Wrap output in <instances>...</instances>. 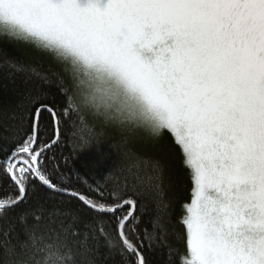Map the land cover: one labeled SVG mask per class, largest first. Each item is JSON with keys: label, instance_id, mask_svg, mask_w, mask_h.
<instances>
[{"label": "snow or ice", "instance_id": "6c2138e0", "mask_svg": "<svg viewBox=\"0 0 264 264\" xmlns=\"http://www.w3.org/2000/svg\"><path fill=\"white\" fill-rule=\"evenodd\" d=\"M0 40L51 55L68 77L53 74L64 103L34 98L27 128L0 146V219L16 212L24 224L19 250L3 233L0 264H94L88 242L98 238L122 264H151L154 247L167 248V264H264V0H0ZM88 116L140 131L153 148L172 136L190 183L182 248L168 243L165 159L129 154L130 178L84 181L85 191L49 155L66 125L89 144ZM111 159L98 153L91 169L111 172ZM41 189L77 207L32 206ZM145 197L151 231L141 227ZM53 216L58 227L42 231Z\"/></svg>", "mask_w": 264, "mask_h": 264}, {"label": "trees", "instance_id": "16d2710c", "mask_svg": "<svg viewBox=\"0 0 264 264\" xmlns=\"http://www.w3.org/2000/svg\"><path fill=\"white\" fill-rule=\"evenodd\" d=\"M9 53H11V57H9ZM7 61L18 62L28 71H12L8 67ZM53 74H57L62 80L68 79L61 66L51 55L23 43L0 40V146L11 147L13 133L18 128H27L30 114L36 106L34 98L46 99L49 103L55 102L58 105L64 103V96L56 86L57 76ZM88 120L94 125L96 132L89 144L81 145L78 139L73 138L72 125H66L61 143L54 146L52 153H49V155L55 154L61 161V170L65 173L68 181L76 183L78 188L85 191L87 185L95 187L94 181L104 184L122 183L125 177H129L127 167L129 154L159 156L165 159L170 165L173 182V189L169 194L171 223L167 225L170 232L168 243L173 247L182 248L183 243L180 237L183 228L178 223V219L181 214V205L190 200V183L172 136L167 132L164 133L160 146L153 148L151 142L140 131H130L104 124L103 121L93 119L91 116H88ZM43 123L50 127L47 113L44 114ZM98 153L110 154L112 158L110 164H115V168L111 172L107 169H91V163ZM64 157L68 158L67 165L63 164ZM86 164L89 167H85ZM84 181H87V185ZM67 199V197H60L55 193H48L41 189L37 195L31 198V205L42 204L49 212L77 207L75 202L72 204L61 203L62 200L67 201ZM143 203L145 207L141 213V227H147L151 231L149 221L155 215V205L147 197L144 198ZM28 223L31 224L32 221ZM58 224L57 217L46 218L41 223V230L46 232L48 228L58 227ZM23 227V220L17 218L16 212H10L0 219V262L5 259L2 248L5 241L3 233L10 234L7 239L19 250L18 246L24 240ZM173 231L174 235L171 234ZM88 243L95 245L89 254V258L94 261V264H122L121 257L115 251L106 248L102 238L89 240ZM148 256L151 264H167L168 262L166 247H154Z\"/></svg>", "mask_w": 264, "mask_h": 264}]
</instances>
